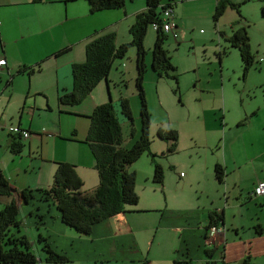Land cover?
Returning a JSON list of instances; mask_svg holds the SVG:
<instances>
[{
  "label": "crops",
  "instance_id": "obj_1",
  "mask_svg": "<svg viewBox=\"0 0 264 264\" xmlns=\"http://www.w3.org/2000/svg\"><path fill=\"white\" fill-rule=\"evenodd\" d=\"M174 2L173 20L179 33H184L179 28L186 20L184 14L181 15L184 8H178L177 4L203 7V14L212 17L220 1ZM228 2L234 7L228 6L214 26L218 33H224V27L229 28L230 36L234 30L246 28L250 49L255 56V63L250 70L262 74L264 16L261 8H264V0ZM246 2L257 7V14L242 13ZM144 9L145 6L127 13L125 6L123 9L92 13L87 0H41L39 3L33 0H0V57L6 60V66L0 71V163L9 165H5L6 172L3 174L0 170V174L13 190L11 197L0 196V209L12 199L15 200L19 208L20 235L31 242L23 233L25 222L26 227L35 229L37 238L38 235L42 236L53 251L69 259L65 264H242L246 258H249L247 264H264V197H250L255 184L264 180V177L257 174V166L264 164V149L251 158L232 156L228 160L225 150L234 143L231 140L222 142L221 153L207 152L200 168L190 166L186 172H177L174 166H169L174 176L169 173L167 176L164 172L162 184L153 183V170L144 172L141 183H137V178L135 182V192L139 198L137 205L127 207L125 212L95 224L89 236H81L62 223L60 213L51 202L35 199L24 203L20 198L19 193L26 188H49L59 162L75 166L83 182L82 192H90L98 185L95 162L85 142L88 116L96 106L113 102L111 87L114 89L116 82L124 81L120 77L114 82L110 71L108 78L100 82L76 106H61L57 100L58 92L70 91L71 65L85 61V47L92 39L114 32L117 45L128 43L131 40L128 30L134 22L135 14ZM95 16L97 18L92 22ZM97 21L103 22V28L97 30ZM125 21V31L120 32L122 38H128L119 41L117 24ZM228 38L224 39L227 41ZM23 68H32L34 72L31 75L27 72L17 74ZM153 73L157 79H162L156 72ZM119 74L123 76V73ZM115 106L118 109V103ZM48 112L56 113L57 120L42 124H57L59 143L68 146H64L59 158L52 159V166L44 174L37 176V187L32 188L18 180L21 173H26L20 160L25 149L31 151L34 146L41 147L42 135L31 133L32 124L37 117L45 119ZM254 114L255 110H251L245 116L252 117ZM80 121L84 123L79 125ZM240 122L236 126L243 127ZM27 123L30 124L26 130L30 136L24 139L27 146L19 154H13L9 149L10 136L18 137V130H25L21 129L22 124ZM64 124L67 126L63 131ZM139 124L138 138L140 117ZM123 125L130 128L126 121L121 124V129ZM227 130L231 131L230 127ZM226 133L223 132V138L227 139ZM133 138L130 137V140ZM124 142L123 146L126 147ZM164 143L166 150L168 144ZM178 143L176 152L181 148V139ZM150 152L155 153L151 146ZM163 153L161 151L160 156L155 153V160L174 154ZM150 162L153 166L151 158ZM216 164L224 170L221 182L215 176ZM247 167L251 168L250 173L245 171ZM134 173L137 176L136 171ZM172 185L179 191L177 195H170ZM211 212L223 216V221L216 225L221 231L214 236H210L207 228ZM38 261L43 263L41 258Z\"/></svg>",
  "mask_w": 264,
  "mask_h": 264
},
{
  "label": "rangeland",
  "instance_id": "obj_2",
  "mask_svg": "<svg viewBox=\"0 0 264 264\" xmlns=\"http://www.w3.org/2000/svg\"><path fill=\"white\" fill-rule=\"evenodd\" d=\"M187 4H177L178 8L182 6L184 8L181 15L184 14L186 20L179 26L184 33H179L177 40L168 36L164 42L170 62L175 67L174 71L168 72V75L163 73L162 79H157L152 71V49L155 40V31L152 26L148 27L143 43L146 65L143 88L151 122V148L159 156L161 151H166L165 143L156 136L159 128L174 129L179 135V140L181 139V148L176 153L166 158H156L167 176H169L168 173L174 176L169 166H174L177 172H186L190 166L194 169L200 168L204 155L207 152L221 153L222 142L226 140L234 141L225 150L228 160L232 159V156L240 159L251 158L264 149V73L259 74L255 70H250L244 77L238 50L232 48L225 40L230 37L229 28H223L224 33L221 34L225 35L224 39L214 26L212 17L209 14H203V7ZM249 4V2L245 3L242 13L257 14V7ZM125 6L129 13L144 7L145 0H133V2L125 0ZM120 14L123 16L122 13ZM96 18L97 16L93 17L92 22H95ZM124 24H127V21L117 24L119 41L121 39L126 41L128 38L127 36L122 38L120 32V30L125 31ZM96 25L97 30L103 28V22L97 21ZM134 50H136L134 47L129 48L125 58L114 63L110 74L113 81L120 77L124 81V83L116 82L114 89L111 87L110 96L113 104L117 105L120 98L127 99L133 117L136 131L133 139L130 140V128L127 125L122 126L126 147H130L138 139L140 125L138 112L140 102L135 88L137 71ZM114 70L123 73V76ZM172 75H176L177 84L171 78ZM251 110H255V114L252 117L245 116L246 113L249 115ZM57 116L56 113L48 112L45 119L37 117L32 124L31 133L42 135L43 140L41 147L34 146L31 151L25 149L20 160L26 173H21L18 180L24 181L29 187H37V176L44 174L46 169L52 166V159L59 158L65 149L64 146H68L59 143L57 124H42L57 120ZM238 121H241L243 127L236 126ZM80 122L79 125L84 123ZM29 125L22 124L21 129L27 130ZM66 126L67 124H64L63 131ZM228 127L231 131L227 130ZM226 131L227 139L223 138V132ZM22 142L26 147L27 141L23 139ZM5 165L9 166L0 163L3 174L6 172ZM257 167L259 170L257 174L264 177V164ZM250 169L247 167L245 171L250 173ZM147 170H153V166L150 157L146 154L129 167L130 172L136 171L138 184L141 183L143 174ZM171 180L173 183V177ZM178 193L179 191L172 185L170 195ZM22 228L23 233L31 241L30 250L37 257L36 264H46L45 253L42 251L41 244L37 243L35 229L26 227L25 222ZM39 258L43 263L38 261ZM256 264L260 263L256 262Z\"/></svg>",
  "mask_w": 264,
  "mask_h": 264
},
{
  "label": "trees",
  "instance_id": "obj_3",
  "mask_svg": "<svg viewBox=\"0 0 264 264\" xmlns=\"http://www.w3.org/2000/svg\"><path fill=\"white\" fill-rule=\"evenodd\" d=\"M33 2L39 3L41 0H33ZM87 2L92 13L125 7V0H87ZM174 5V0H145V9L135 14L134 22L128 30L131 37L128 43L117 45L114 32L104 33L92 39L85 47V61L71 65L72 86L70 91L58 92L57 100L61 106L81 104L100 82L108 78L113 63L116 60L124 59L129 48L136 49L135 88L140 102L139 117L141 122L139 138L131 147L123 146L121 124L124 121L130 124V137L133 138L135 135L133 117L127 99L120 98L118 109L112 101L98 105L88 116L89 127L85 138L95 162L94 169L98 175V185L90 192H82L83 182L77 175L75 166L59 162L56 164L53 181L49 188L45 190L26 188L19 193L24 203L35 199L40 202H51L60 213L62 223L81 236H89L95 224L125 212L127 207L137 205L139 198L135 192L136 176L134 172L129 171V167L143 154L147 153L151 158L153 183H163V168L155 160L156 155L150 152L151 122L143 88L146 72L143 43L148 27L157 26V30H154L155 40L151 68L158 77H162L163 73L168 75V72L175 70L164 48V42L170 35L162 31L163 10L170 8L173 12ZM228 6L234 7L228 0L218 2L212 16L213 23L217 22ZM236 11L239 12L238 9ZM261 12L264 16V8H261ZM227 42L232 48L238 50L245 77L255 63V56L250 49L246 28L241 27L234 30ZM5 66L6 60L3 67ZM23 72L31 75L34 70L23 68L19 69L17 74ZM171 78L177 84L176 75H172ZM24 132L28 133V137L30 136L29 131L26 130H18L16 135L18 137L10 136L9 149L11 153L19 154L24 148V144L20 141L26 139L23 137ZM156 136L168 144L164 155L176 152L179 140L177 131L169 127L159 128ZM214 171L216 179L221 182L224 173L221 165L216 164ZM12 193L13 190L9 183L0 174V196L11 197ZM250 197L256 198L253 192ZM18 210V205L13 199L0 209V264H35L37 262L36 256L30 250L29 241L25 236L20 235ZM209 219L207 228L210 230L211 227H217L218 222L223 221V216L211 212ZM37 243L41 244L42 251L45 253V262L50 264L69 262L66 256L53 251L42 236L38 235ZM206 253L209 252L206 251ZM248 262L249 258H246L242 264Z\"/></svg>",
  "mask_w": 264,
  "mask_h": 264
},
{
  "label": "built area",
  "instance_id": "obj_4",
  "mask_svg": "<svg viewBox=\"0 0 264 264\" xmlns=\"http://www.w3.org/2000/svg\"><path fill=\"white\" fill-rule=\"evenodd\" d=\"M179 1H183V0H179ZM217 1H223V0H217ZM162 19H163L162 31L165 34L170 35L173 39L177 40L179 37V31L177 25L172 20V10L170 8H166L163 10ZM157 28H158L157 26L153 27L154 30H157ZM4 65H5V60L0 57V70ZM23 137L27 138L28 133L24 132ZM253 195L256 197H264V180L257 182L255 189L253 191ZM220 231L221 229L218 227H211L209 230V234L210 236H214Z\"/></svg>",
  "mask_w": 264,
  "mask_h": 264
}]
</instances>
